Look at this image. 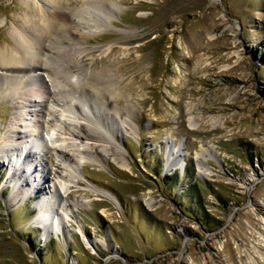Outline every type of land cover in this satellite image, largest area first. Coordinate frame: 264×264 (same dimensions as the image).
I'll return each instance as SVG.
<instances>
[{"label": "rangeland", "instance_id": "374dc122", "mask_svg": "<svg viewBox=\"0 0 264 264\" xmlns=\"http://www.w3.org/2000/svg\"><path fill=\"white\" fill-rule=\"evenodd\" d=\"M111 1L114 13L83 47L120 80V101L105 113L127 166L81 165L67 196L52 176L65 165L57 169L46 127L50 112L67 113L40 103L49 80L0 71V264H264V0ZM38 5L0 0V49ZM16 117L37 131L13 139L35 153L18 187L21 161L9 140ZM168 143L182 165L169 171ZM202 148L213 152L209 175L197 166ZM76 200L86 203L73 207ZM45 203L53 212L40 216Z\"/></svg>", "mask_w": 264, "mask_h": 264}, {"label": "bare ground", "instance_id": "6f19581e", "mask_svg": "<svg viewBox=\"0 0 264 264\" xmlns=\"http://www.w3.org/2000/svg\"><path fill=\"white\" fill-rule=\"evenodd\" d=\"M47 1L50 5L42 0H37L40 4L39 7L28 8L33 13V17L21 23L19 34H15L16 36L11 44L7 43V48L0 49V71L7 73L8 76L9 74L25 76L34 73L43 82L49 80V82H45L48 92L45 90L44 96H40L42 98L40 103L46 104V106L56 103L62 113H67L66 115H60V117H65L62 120L55 117L53 112H50L49 116H53V119L51 123H46L47 129L53 131V134H50L55 135V138L50 141L53 147L50 148L49 152L53 151L60 162L57 169H60L61 164H64L67 173L65 175V172L62 173V171L55 172L52 173V176L58 186L69 196L68 190L74 185L80 184L77 167L90 163L92 160L102 162L104 159H112L122 169L127 166L123 162L125 159L117 146L119 142L118 134L108 124L109 117L105 113L106 110L114 106L116 101H120V98L114 96L119 88L120 80L113 78V70L108 66L98 68L96 66L98 57L85 55L86 52L92 53L94 50L83 47L101 29V23L98 22H101L104 18H109L110 14L114 13L112 11L114 2L111 0H76L79 7L70 10L63 8L61 3L57 1ZM111 50L112 47L107 46L100 48L98 51L103 57L108 55ZM17 78H14L15 82L23 81L22 78ZM121 98H124V96ZM102 107L104 113L96 116L95 111ZM86 109L88 111L84 113ZM92 109H95V111ZM20 118L23 122V118ZM18 121L19 117H16L13 122L15 127L9 130L11 134L9 140L15 143V147L18 149V154L13 157L15 164L21 161V166L14 167V177L17 176L13 177L15 187L19 186L18 182L20 181L18 180L24 179L25 173L32 169V164L29 162L33 157L32 154L35 153H25L26 147L18 142L16 143V141L14 142L13 139L16 136L24 139H34L37 132L28 128L26 124L17 126L20 123ZM17 127L21 130H16ZM37 127L43 128L44 126L37 124ZM60 130L63 132L57 134L56 132ZM103 131L108 133L110 140L102 135ZM32 142L36 143L34 140ZM5 143L8 150L13 149L10 148L7 142ZM178 152L179 147L169 143L166 145L164 155L166 170H175L182 166L177 158ZM211 153L213 152L209 149L202 148L196 155L198 169L204 175H209V170L205 167L204 162L211 157ZM6 154H9V152H6ZM66 176L68 179H66ZM87 191L111 200L108 194L95 186L87 185ZM32 193H35L34 189L31 190L30 194ZM51 193L54 197L56 190ZM50 202H53V200L51 199ZM61 203H63L62 198ZM85 203L86 201L76 200L72 206L82 207ZM147 204L152 206V201ZM67 207L70 208V205ZM42 208L44 210L40 211V216L53 212L50 209V204L45 203ZM68 210L70 211V209Z\"/></svg>", "mask_w": 264, "mask_h": 264}, {"label": "trees", "instance_id": "16d2710c", "mask_svg": "<svg viewBox=\"0 0 264 264\" xmlns=\"http://www.w3.org/2000/svg\"><path fill=\"white\" fill-rule=\"evenodd\" d=\"M175 182H177V179H176V181ZM190 192V191H189Z\"/></svg>", "mask_w": 264, "mask_h": 264}]
</instances>
